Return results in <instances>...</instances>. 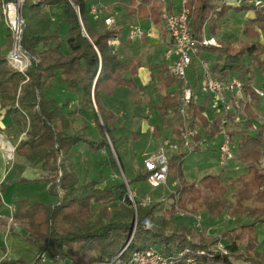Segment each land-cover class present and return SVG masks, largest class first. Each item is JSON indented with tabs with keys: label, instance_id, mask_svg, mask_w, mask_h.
<instances>
[{
	"label": "trees",
	"instance_id": "trees-1",
	"mask_svg": "<svg viewBox=\"0 0 264 264\" xmlns=\"http://www.w3.org/2000/svg\"><path fill=\"white\" fill-rule=\"evenodd\" d=\"M9 1L0 0V23L2 6ZM137 1L139 6L130 8ZM186 1L191 10L192 37L200 41L207 23L210 36H216L230 12H252L242 29L244 40L237 44L219 40L220 47L199 46L197 53V57L210 63L214 77L226 80L237 76L246 93L252 95L248 119L231 132L236 143L235 160L246 171L237 177L207 174L198 180H188L183 171L188 154L173 153L169 156L168 180L178 185L167 195L170 207L159 200L142 206L136 197L137 205H133L128 186L147 182L149 173L145 169L138 170L132 180L126 178L128 185L124 180L108 186L95 179L82 181L75 170L74 155V148L80 144H85L92 153L109 150L108 165L114 170L120 165L124 170L118 153L121 137L114 134L117 114L106 107L104 100L123 86L136 90L143 62L139 56L129 60L114 52L109 41L120 38L124 29L107 28L106 18L99 21L92 17L88 0H26L22 10L25 20L22 45L30 64L24 72L13 68L0 47V108L11 121L16 136L23 137L16 146V156L34 166L40 165L45 176L39 180L48 183L57 202L55 205L27 199L14 202L13 220L28 232L25 241L34 257L30 261L0 258V264H42V255L56 264H104L125 247L134 228L124 258L137 247L156 246L165 255L190 249L203 264H264L257 234V226L264 223V122L255 128V122L261 121L256 107L263 97L254 91L264 90V7L258 9L246 2L240 6L226 5L223 0ZM129 4L124 7L128 15L162 25L163 0H130ZM52 7L62 8L60 21L48 11ZM11 48L10 35L8 51ZM168 65L152 66V70L159 69L153 80L158 78L166 90H172L153 109L162 118L155 128L162 140L169 138L171 130L173 134L179 133L177 115L173 114L181 104V92L179 86L173 89L177 79L168 74ZM59 78L64 80L70 95L64 101L49 96ZM257 78L258 87L254 84ZM205 110L203 104L193 106L195 118L204 127L210 121L202 116ZM210 117L215 119L212 131L215 134L221 118L213 113ZM163 130L170 131L164 135ZM133 135L140 137L141 133ZM111 145L120 164L113 157ZM5 191V186L0 185V209L4 206ZM176 208L194 214L206 212L211 217L243 216L250 222L224 231L221 238L228 253L213 254L218 238H197L195 227L174 223Z\"/></svg>",
	"mask_w": 264,
	"mask_h": 264
},
{
	"label": "rangeland",
	"instance_id": "rangeland-1",
	"mask_svg": "<svg viewBox=\"0 0 264 264\" xmlns=\"http://www.w3.org/2000/svg\"><path fill=\"white\" fill-rule=\"evenodd\" d=\"M122 1L123 0H100L98 5L100 4L102 8L97 9V12L95 14H91V16L101 21L102 19L106 18L107 13V11L104 9L106 7H103V5L105 6V4H113L111 12L116 13L121 10V5L119 4H121ZM129 1L130 0H124V2L130 6ZM166 2L171 4L173 3V13L176 14L177 9L183 5L184 0H166ZM244 2L247 4H254L258 9H262L264 7V0H223L222 3H225L226 5L233 4V6H235L236 3L237 6H240ZM137 6H139V1H137L136 4L130 8L134 7V9H136L135 7ZM52 8H54L51 9L54 15H56L55 13L60 15V8ZM251 15L252 12L249 11L241 13L230 12L228 17L222 22L221 30L216 32V36H213L218 41V44L220 45L219 40L225 42L227 40H231L235 41L236 44L240 42L239 40H244L242 29ZM55 17L56 16H54V18ZM135 18L136 17L134 16L128 15L124 20H117L115 27L119 26L122 28L125 25L129 26L131 23L136 22ZM58 19L61 20V16L58 17ZM208 24L209 23H207L206 26V33L208 36H210ZM136 25L146 29L148 22H138ZM128 33L129 31L126 29L123 30L121 39L126 41L128 39ZM7 35L10 36L11 33L3 21L0 23V47L2 48V53L6 57L10 52L7 49L9 46V39ZM262 42L264 44V32L262 33ZM126 45L128 46L132 44L126 43ZM139 46L140 47L136 48L135 50H125L121 55L124 59L132 60L135 57L136 52L139 51V56L142 58L145 68L136 78L138 88L133 90L130 87H120L112 96H106L104 100L106 107L114 111L118 116L114 123L118 130H114V134L117 138L121 137V140L118 144V153L121 158L124 170L120 165L115 170L112 168V166L108 165L110 161L109 150H102L97 153H92L87 150V146L85 144H80L74 148V155L75 170L79 173L82 181L85 178L88 180L95 179L102 181V186H108L109 184H113L118 180H124L125 178L132 180L137 174L138 170L144 169L143 154L154 152L156 148H158L162 143V138H158L156 133H151L150 127H156L160 125L162 121L160 112L154 111L153 109L155 105L160 102L162 97L170 90H166L158 78L154 80H152V78L150 79L148 66L150 64L152 65L153 58L150 57V55L153 54V45L148 41L143 42L142 40L140 41ZM66 48L67 47H64V51ZM12 49L13 44L11 50ZM154 61L157 64L162 63L161 58L158 60L154 58ZM29 64L30 57L24 54V56L19 59V62L16 65H18L17 69L26 70ZM258 81L259 78H257V81H254V84L257 87ZM54 83L55 90L49 93L50 97L55 96L59 101H64L68 96H70L62 78L56 79ZM177 86L178 85H175L173 89ZM261 91L264 92V90ZM256 110L261 118V121L255 122V128L259 127L261 125L260 123L264 122V97L261 99V105L257 106ZM169 131L170 130H163L162 133L166 135L169 133ZM134 132H140L141 136L135 137L133 135ZM239 140L240 138L237 139V142H239ZM220 142L221 138L212 143L211 149L205 151H196L186 156L183 164V171L188 180H198L207 174H222L226 178L230 176L237 177L246 171L244 165L239 164L236 160H233L225 165L220 163L218 153L216 152V148H218ZM112 148L113 147L111 145V149ZM116 157L118 159L117 154ZM262 166L264 168V160ZM40 171V165H35L33 172L34 176L36 177L41 174L42 171ZM41 175L44 177L45 173H42ZM177 185V183H172L170 180H168L166 185H163L159 188H153L147 182L133 183L130 188L136 193L137 201H142L144 198L150 199V201L159 200L163 201L167 207H170L171 200H168L167 195L174 191ZM14 198H18L16 201L27 199L30 202H42L46 205H55L57 202V198L53 197L49 192L48 183L39 179L31 180L25 186H19L18 188L15 187L10 189L9 192H4V199L6 201L13 200ZM180 213H183V216L180 215ZM160 214L162 215L164 213L160 212ZM166 216L168 217L169 215ZM173 222L178 225L195 227L198 233V236H196L197 238L203 236V238L207 240H212L217 237L218 241H223L221 234L224 231L229 228H233L238 224L250 222V220L243 216L236 219H230L228 215L221 217H211L206 212L194 214L189 211L176 208ZM198 224L200 225L199 228L197 227ZM14 228L15 226L13 225L12 229ZM134 231L135 228L133 232ZM257 234L259 243L258 249L264 252V223L257 226ZM0 245L3 246V239L1 237ZM139 249V247L136 248V250ZM45 264L56 263L47 261Z\"/></svg>",
	"mask_w": 264,
	"mask_h": 264
},
{
	"label": "built area",
	"instance_id": "built-area-1",
	"mask_svg": "<svg viewBox=\"0 0 264 264\" xmlns=\"http://www.w3.org/2000/svg\"><path fill=\"white\" fill-rule=\"evenodd\" d=\"M25 1L11 0L2 6L3 21L11 33L13 44V49L7 55V60L15 69L18 68L16 64L19 59L24 54L27 55L22 45L25 30L22 10ZM186 3L187 1L184 0L182 9L176 14L169 12L166 8L162 12V20L172 42L165 55L166 61L169 63L168 74L177 79L181 92V104L176 112L179 133L173 134L171 130L169 138L162 140L156 151L144 154V169L149 173L147 183L153 188H159L168 183L169 156L173 153L182 151L191 154L198 150H209L212 143L221 138V142L216 148L220 163L225 165L235 160L236 143L231 132L234 128L243 126L248 119L247 107L252 104V95L246 93L242 80L237 76L228 77L226 80L214 77L210 72V63L197 57L199 46L220 47V45L215 37L208 36L206 33L207 24L204 26V36L201 41L192 37L191 10L186 6ZM235 5L237 4L235 3ZM92 12L96 13L95 8L92 9ZM104 23L107 28H114L116 19L107 17ZM152 36V31H145L138 25L132 26L129 32L130 41H138ZM109 44L115 50L117 49V39L109 41ZM254 91L260 97H264L263 91L256 88ZM201 104L206 107L202 116L210 120L206 127L193 114V106ZM211 113L221 118L218 132L215 134H212L215 119L210 117ZM155 128V126L150 127V132L155 133ZM15 150L16 147H11L7 151V160L10 165H13L15 161ZM128 191V195L136 207V193L129 186ZM152 202L150 199L144 198L139 205L148 206ZM180 215L183 216V213ZM199 226L198 224L197 227L199 228ZM134 234L135 231L118 255L104 264H203L190 249L181 250L173 255H165L156 246L135 250L127 258H124ZM213 250V254L228 253L221 240L214 245ZM41 260L42 263L51 262L45 255H42Z\"/></svg>",
	"mask_w": 264,
	"mask_h": 264
},
{
	"label": "crops",
	"instance_id": "crops-1",
	"mask_svg": "<svg viewBox=\"0 0 264 264\" xmlns=\"http://www.w3.org/2000/svg\"><path fill=\"white\" fill-rule=\"evenodd\" d=\"M98 3H100V0H88V7H89V10H91V14H95L92 12L93 8H95L96 12H97V9L102 8L100 4L98 5ZM125 3L126 2H124L123 0L121 4H119L121 5V10L116 13L111 12L113 8V4H105V6L103 5V7H106L104 9L107 11L106 18L114 17L116 19V23H117V20L121 21V20L126 19L128 14H127V11L124 9V7L127 6L128 4L126 3L127 4L126 5ZM163 4H164L163 9L166 8L168 9L169 12L171 13L174 12L173 3L172 4L167 3L166 0H163ZM58 8H60V11H61V7H58ZM51 9H54V8H50L48 11L51 13V15H53V19L56 18L58 21H60L58 19L60 15L58 13H55L56 15H54ZM181 9H182V6H180L177 9V12H179ZM54 16L56 17L54 18ZM135 20L136 22L131 23V25L129 26L125 25L122 28L130 32L131 27L136 25L138 22H148V26L144 30L152 31L153 36L151 38L145 37L142 40L143 42L148 41L150 44L153 45V48H154L152 52L153 54L150 55V57L153 58L152 65L150 64L148 66V71L150 72V79L152 78L153 80V74H156L159 69L152 70V66L155 64L161 65L163 63H168L166 61L165 55H166L167 50L170 47L169 44L171 43V39L165 28V24L163 23V21H162V25L158 26V25L153 24L150 20L144 21V20H138L137 18H135ZM118 28L120 27L118 26ZM7 37L9 39V35H7ZM142 40L130 41L129 33H128V39L126 41L122 40L121 37L117 39V43H118L117 49L115 50L113 47V50L114 52H117L120 55H122L124 51L127 49L135 50L136 48L140 47L139 46L140 41ZM126 43H130L132 45L127 46ZM135 55L139 56V51L136 52ZM154 58H156L157 60L161 58L162 63L161 64L155 63ZM144 68L145 67H144V62H143V67L139 71V74ZM177 85L179 86L178 82H177ZM173 115L176 116V113H174ZM176 120H177V117H176ZM15 131H16L15 128H13L11 125V121H8L6 119L4 111L1 110L0 108V185L5 186L6 192H9L10 189L15 188V187L18 188L19 186H25L31 180L42 179L43 176L41 174L44 173L40 167V170L42 171V173L35 177L33 173L34 165L29 164L24 159L16 157V155H15V161L13 165H10V163L7 160V155H6L7 151L11 147H16L19 141L23 138L22 136L18 138L15 134ZM158 148H156V150ZM143 158H144V154H143ZM17 199L18 198H14L13 200H9V201H6L4 199V206L0 209V237L3 239V246L0 245V258L1 260H9V261H18L23 258L25 260L30 261L34 257V252L32 251V249L29 247V245L25 241V238L27 237L28 232L24 229V227L20 223H16L13 220L14 211H12V208H14V202H16ZM13 225L15 226L14 229H12ZM1 249H4L5 252H2ZM45 263H42V264H45Z\"/></svg>",
	"mask_w": 264,
	"mask_h": 264
},
{
	"label": "water",
	"instance_id": "water-1",
	"mask_svg": "<svg viewBox=\"0 0 264 264\" xmlns=\"http://www.w3.org/2000/svg\"><path fill=\"white\" fill-rule=\"evenodd\" d=\"M84 31V30H83ZM84 33H85V31H84ZM86 34V33H85ZM112 150V153H113V155H114V158L116 159V161L119 163V161H118V159H117V157H116V154H115V151H114V149L112 148L111 149ZM124 182L126 183L127 181H126V178L124 179Z\"/></svg>",
	"mask_w": 264,
	"mask_h": 264
},
{
	"label": "bare ground",
	"instance_id": "bare-ground-1",
	"mask_svg": "<svg viewBox=\"0 0 264 264\" xmlns=\"http://www.w3.org/2000/svg\"><path fill=\"white\" fill-rule=\"evenodd\" d=\"M25 59V58H24ZM27 63V62H26ZM25 68V67H24ZM10 149V148H9Z\"/></svg>",
	"mask_w": 264,
	"mask_h": 264
}]
</instances>
